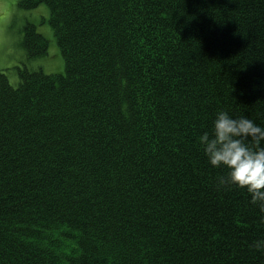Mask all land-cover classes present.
I'll return each instance as SVG.
<instances>
[{"label":"trees","instance_id":"obj_1","mask_svg":"<svg viewBox=\"0 0 264 264\" xmlns=\"http://www.w3.org/2000/svg\"><path fill=\"white\" fill-rule=\"evenodd\" d=\"M42 4L64 71H0V264H264L196 143L218 109L264 125V0Z\"/></svg>","mask_w":264,"mask_h":264},{"label":"clouds","instance_id":"obj_2","mask_svg":"<svg viewBox=\"0 0 264 264\" xmlns=\"http://www.w3.org/2000/svg\"><path fill=\"white\" fill-rule=\"evenodd\" d=\"M196 143L207 163L223 170L216 178L217 186L243 189L249 205L257 210L258 224L264 226V125L218 109ZM251 247L264 253V237L255 239Z\"/></svg>","mask_w":264,"mask_h":264},{"label":"rangeland","instance_id":"obj_3","mask_svg":"<svg viewBox=\"0 0 264 264\" xmlns=\"http://www.w3.org/2000/svg\"><path fill=\"white\" fill-rule=\"evenodd\" d=\"M20 0H0V71L10 84L17 86L21 70L58 74L64 71V61L48 23L49 10L45 5L23 9ZM33 25L48 41L46 54L30 58L22 47L24 28Z\"/></svg>","mask_w":264,"mask_h":264}]
</instances>
